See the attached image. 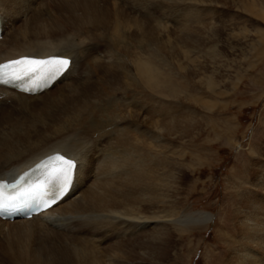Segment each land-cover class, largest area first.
I'll list each match as a JSON object with an SVG mask.
<instances>
[{
  "label": "rangeland",
  "instance_id": "rangeland-1",
  "mask_svg": "<svg viewBox=\"0 0 264 264\" xmlns=\"http://www.w3.org/2000/svg\"><path fill=\"white\" fill-rule=\"evenodd\" d=\"M253 1L256 9H251V0H207L204 3L153 0V5L144 2L148 8L140 7L135 0H127L124 9L130 16L141 17L149 10L155 11L159 16L162 42L169 43L168 46L163 43V49L151 61L162 82L158 119L164 124L171 110L169 117L174 118V122L170 132L163 128L155 153L149 150V145V149H142L147 176L140 192L143 204L136 207L140 213H127L132 217L144 213L142 217L158 221L157 228L152 222L137 236L134 234L139 240L135 244L130 242L132 246L127 256L117 260L107 254L109 248L134 238H119L114 222L102 219L97 224L94 221V233H88L76 222L67 228L68 234L91 236L94 244L88 241L90 237L22 225L6 234L0 233V264L84 263L85 255L79 251L73 253L77 251L75 248H81L80 241L94 246L95 257L105 253L112 264H221L224 235L234 230L233 220L238 212L235 203L250 189L246 179L251 178L254 171L262 172L258 164L264 166V19L260 16L264 1ZM95 4L90 0H48L44 8L52 15L55 33L67 34L69 40L80 45L96 44L97 53L106 50L124 60L135 59L138 48L133 35L120 32L116 40L111 31H101L100 26H95L101 23L95 20ZM188 12L195 14L197 20L185 21L183 14ZM45 31L41 27L33 28L28 37L41 39ZM171 45L173 50L179 51H173ZM180 49L185 50V54ZM151 93L143 88L140 92L129 91L126 97L135 95L146 100ZM67 103L69 97L64 98L60 106H52L49 113L54 109L63 122L67 114L62 107ZM129 108L133 109L131 105ZM74 123L63 125V130L72 135L77 133L78 124ZM47 133L49 136L41 137L40 143H49L61 134ZM145 140L149 143L147 138ZM100 141L106 143L104 139ZM136 149V145L129 143V168L137 158ZM202 212L212 213L214 220L198 230H185L177 223L164 221ZM88 225L85 226H93Z\"/></svg>",
  "mask_w": 264,
  "mask_h": 264
},
{
  "label": "bare ground",
  "instance_id": "bare-ground-1",
  "mask_svg": "<svg viewBox=\"0 0 264 264\" xmlns=\"http://www.w3.org/2000/svg\"><path fill=\"white\" fill-rule=\"evenodd\" d=\"M47 1L0 0V62L22 55L42 58L62 55L71 61L69 69L59 75L47 89L37 94H23L0 86V178H12L37 159L52 152H59L73 159L76 161V168L68 191L60 201L29 219H0V233L6 234L13 228L32 224L37 228L71 236L90 237L88 241L94 244L91 236L68 234L67 228L70 229V224L76 222L87 229L88 233H94L96 225L93 222L99 223L104 219V222L117 224L119 238H134L126 243L120 241L107 251L110 257L123 260L132 246L129 243L135 244L139 240L134 234L137 236L138 232L148 228L152 222L155 223L153 226L158 225V221L142 217L144 213L134 215L135 217L127 213H140V209L136 207L143 204L140 192L147 176L142 149L149 145L148 149L155 153L163 130L170 132L174 119L169 117L171 110L167 112L169 116L164 124L158 119L162 82L151 59L159 54L163 43H166L162 42L159 16L153 10L141 17L134 14L130 16L124 9L127 0H90L96 2L93 6L95 20L101 21L100 24H95L96 27L100 26L101 31H111L116 40L120 32L134 36L138 48L135 59L124 60L106 50L97 53L96 44L80 45L81 43L69 40L67 34L55 33L51 25L52 15L44 8ZM135 1L143 8L148 4L153 5V0ZM194 1L204 3L207 0ZM144 2L148 4L144 5ZM129 4L128 2V6ZM250 4L251 9H256L253 0ZM183 15L185 21L197 20L193 13ZM260 16L264 19L263 7L260 9ZM38 27L46 29L42 38L28 37L30 30ZM166 36L169 38L168 34ZM262 38L264 42V35ZM184 51L180 49L182 54H185ZM143 88L152 92L146 96V100L135 95L126 97L129 91L140 92ZM67 97L69 103L62 107L67 116L62 122L59 121V115L53 112L54 109L52 108V113H49V109L54 105L60 106L61 101ZM71 122L78 124L76 129L79 128L73 135L63 130V125ZM47 132L61 134L49 143L41 142L43 145L39 146L41 143L38 140L49 136ZM145 138L149 143H145ZM100 139H104L106 143L102 144ZM129 143L136 145L138 152L133 167L130 168L127 154ZM260 166L262 172L254 171L252 177L246 179L250 189L235 203L238 212L233 220L234 230L224 235L221 264H264V166L258 164ZM151 173L154 174V171L151 170ZM213 220L212 213L202 212L184 214L179 219L169 218L164 221L177 223L185 230H198ZM89 223H92V228L86 227ZM80 242L81 248L73 250V253L78 254L79 251L87 257L80 264H112L105 258V253L95 257L94 246L91 247L85 241ZM125 244L127 246L119 249ZM6 248L9 252L10 244Z\"/></svg>",
  "mask_w": 264,
  "mask_h": 264
},
{
  "label": "snow or ice",
  "instance_id": "snow-or-ice-1",
  "mask_svg": "<svg viewBox=\"0 0 264 264\" xmlns=\"http://www.w3.org/2000/svg\"><path fill=\"white\" fill-rule=\"evenodd\" d=\"M71 61L63 56H49L46 59H36L23 56L19 59L0 63V83L9 84L15 81H23L26 78L36 80L53 79L69 69ZM42 168V179L29 189L20 193L18 197L6 198L0 193V210H8L15 207L14 201L51 193L49 199H44L41 207L48 208L56 204L57 200L65 195L72 181L76 161L56 154L49 156L47 162L38 165ZM3 185H0L2 189Z\"/></svg>",
  "mask_w": 264,
  "mask_h": 264
}]
</instances>
